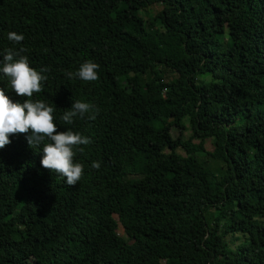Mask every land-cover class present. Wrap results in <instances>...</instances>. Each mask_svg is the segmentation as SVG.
Here are the masks:
<instances>
[{"label": "trees", "instance_id": "obj_1", "mask_svg": "<svg viewBox=\"0 0 264 264\" xmlns=\"http://www.w3.org/2000/svg\"><path fill=\"white\" fill-rule=\"evenodd\" d=\"M8 48L92 143L75 186L30 132L0 149V264H264V0H0ZM86 60L99 80L69 79ZM75 100L96 118L65 124Z\"/></svg>", "mask_w": 264, "mask_h": 264}, {"label": "clouds", "instance_id": "obj_2", "mask_svg": "<svg viewBox=\"0 0 264 264\" xmlns=\"http://www.w3.org/2000/svg\"><path fill=\"white\" fill-rule=\"evenodd\" d=\"M8 40L16 44L21 43L25 37L15 31L8 33ZM27 49L8 48L3 54L2 72L10 80L11 89L23 102H14L0 87V149L11 143L10 137L15 134H28L27 142L30 147H38L43 144L44 153L41 164L64 178L69 186H75L84 174V165L76 162L74 157L77 151L83 152L81 145H89L92 140L78 131L68 128L66 131H58L54 113L56 109L46 101L33 99L34 93L43 91L44 82L48 76L47 67L37 70L30 65V60L23 53ZM100 65L93 60H86L80 64L78 70L67 72L69 79H80L91 82L99 80L98 70ZM98 108L91 102L81 100L73 101L70 108L66 109L61 120L71 125L74 118L95 119ZM45 141H50L45 143ZM101 163L94 161L92 168L99 169Z\"/></svg>", "mask_w": 264, "mask_h": 264}, {"label": "rangeland", "instance_id": "obj_3", "mask_svg": "<svg viewBox=\"0 0 264 264\" xmlns=\"http://www.w3.org/2000/svg\"><path fill=\"white\" fill-rule=\"evenodd\" d=\"M159 8L157 7V6H154V7H151L150 9H149V12L150 11H152V12H155V11H157ZM143 13V12H142ZM146 13L143 15L145 18L144 19H146ZM200 80H202V81H207L208 79L206 78V77H204V78H200ZM174 135L176 136L177 135V132L175 131L174 132ZM189 135V133L188 132H186L185 133V137H187ZM206 149L207 150H212V143H211V141H207L206 142ZM118 233L123 237V238H125L126 239V236H125V233H124V231L120 228L119 229V231H118Z\"/></svg>", "mask_w": 264, "mask_h": 264}]
</instances>
